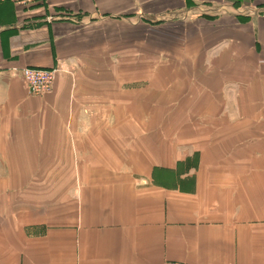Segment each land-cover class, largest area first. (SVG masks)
Segmentation results:
<instances>
[{
  "label": "crops",
  "instance_id": "crops-1",
  "mask_svg": "<svg viewBox=\"0 0 264 264\" xmlns=\"http://www.w3.org/2000/svg\"><path fill=\"white\" fill-rule=\"evenodd\" d=\"M150 20L206 26V60L232 51L231 66L264 67V0H0V264H264V229L215 185L238 188L234 160L207 146L157 158L132 126L123 138L120 107L84 102L100 98L95 69L119 65ZM56 65L42 98L13 72Z\"/></svg>",
  "mask_w": 264,
  "mask_h": 264
},
{
  "label": "rangeland",
  "instance_id": "rangeland-1",
  "mask_svg": "<svg viewBox=\"0 0 264 264\" xmlns=\"http://www.w3.org/2000/svg\"><path fill=\"white\" fill-rule=\"evenodd\" d=\"M169 27L145 22L139 28L137 48L133 45L121 55L116 51L119 65L107 58L106 66L95 69L92 83L101 90L93 94L100 98L84 102L101 100L108 108L120 107L123 138L130 137L127 126H132L137 138L146 137L157 158L164 157L163 146L181 156L206 153L207 146L214 154L234 160V170H241L238 188L228 180H217L215 185L238 201L236 215L245 214L251 227L258 224L264 229V177L258 179L253 173L264 171V107H258L259 97L264 98V67L231 66L232 51L206 60L205 50L214 43L211 37L205 39L206 26L200 31L190 22L185 25L189 32L180 34L178 29L170 33ZM228 92L236 98L228 99ZM115 117L107 114V123H114ZM2 198L0 187V204ZM247 205L250 211L244 210ZM257 241L264 242V237Z\"/></svg>",
  "mask_w": 264,
  "mask_h": 264
},
{
  "label": "built area",
  "instance_id": "built-area-1",
  "mask_svg": "<svg viewBox=\"0 0 264 264\" xmlns=\"http://www.w3.org/2000/svg\"><path fill=\"white\" fill-rule=\"evenodd\" d=\"M12 3H26L33 1L42 0H7ZM62 69L56 65V67L51 69L44 68H33V67H23L14 69L13 72L22 79L23 84L29 95L32 96H42L50 93L55 81L56 74H58ZM166 264H185L181 262L169 261Z\"/></svg>",
  "mask_w": 264,
  "mask_h": 264
}]
</instances>
